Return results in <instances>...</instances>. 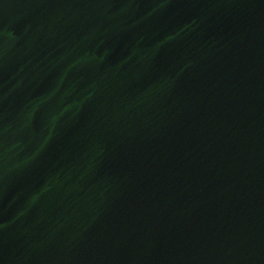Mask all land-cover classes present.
<instances>
[{"label":"water","instance_id":"1","mask_svg":"<svg viewBox=\"0 0 264 264\" xmlns=\"http://www.w3.org/2000/svg\"><path fill=\"white\" fill-rule=\"evenodd\" d=\"M0 264H264V0H0Z\"/></svg>","mask_w":264,"mask_h":264}]
</instances>
